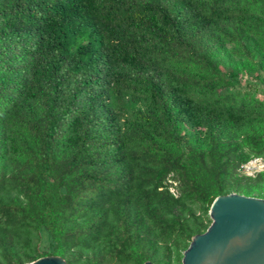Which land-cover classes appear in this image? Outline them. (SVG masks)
Listing matches in <instances>:
<instances>
[{
    "label": "trees",
    "instance_id": "obj_1",
    "mask_svg": "<svg viewBox=\"0 0 264 264\" xmlns=\"http://www.w3.org/2000/svg\"><path fill=\"white\" fill-rule=\"evenodd\" d=\"M258 86L264 0H0V264H180L264 199Z\"/></svg>",
    "mask_w": 264,
    "mask_h": 264
},
{
    "label": "water",
    "instance_id": "obj_2",
    "mask_svg": "<svg viewBox=\"0 0 264 264\" xmlns=\"http://www.w3.org/2000/svg\"><path fill=\"white\" fill-rule=\"evenodd\" d=\"M207 216L209 225L191 237L180 264H264V199L236 193L220 195L212 200ZM28 264L65 261L52 255Z\"/></svg>",
    "mask_w": 264,
    "mask_h": 264
},
{
    "label": "rangeland",
    "instance_id": "obj_3",
    "mask_svg": "<svg viewBox=\"0 0 264 264\" xmlns=\"http://www.w3.org/2000/svg\"><path fill=\"white\" fill-rule=\"evenodd\" d=\"M263 91H264V87L258 86L259 97L263 96ZM253 163L254 165L250 163H246L245 165L242 166L241 171L245 173L246 175H252V173L256 172L258 169L259 170L264 169V161H261L260 159H256Z\"/></svg>",
    "mask_w": 264,
    "mask_h": 264
},
{
    "label": "bare ground",
    "instance_id": "obj_4",
    "mask_svg": "<svg viewBox=\"0 0 264 264\" xmlns=\"http://www.w3.org/2000/svg\"><path fill=\"white\" fill-rule=\"evenodd\" d=\"M250 164H252V165H254V163L252 162V163H250ZM257 165V164H256Z\"/></svg>",
    "mask_w": 264,
    "mask_h": 264
}]
</instances>
